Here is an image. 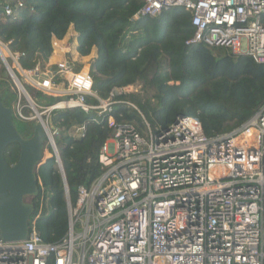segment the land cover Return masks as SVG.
I'll use <instances>...</instances> for the list:
<instances>
[{"label": "built area", "instance_id": "1", "mask_svg": "<svg viewBox=\"0 0 264 264\" xmlns=\"http://www.w3.org/2000/svg\"><path fill=\"white\" fill-rule=\"evenodd\" d=\"M141 2L133 20L182 8L194 30L185 45L227 48L264 63V0ZM21 8L22 0L6 2L2 15L14 18ZM1 45L28 84L62 98L44 107L41 117L73 108L110 110L118 93L98 99L89 63L67 59L55 69L23 70L22 54ZM52 48H58L56 40ZM15 89L13 116L37 120L25 112L32 106L24 91ZM87 97L99 104H86ZM143 123L140 131L133 123L110 121L99 154L102 173L89 187H79L75 205L67 206L60 242L46 243L32 225L24 241L0 239V264H264V104L239 129L215 138L204 134L196 117L182 116L166 128ZM42 124L47 145L58 151V130L51 119ZM84 131L78 125L70 134L83 137ZM55 162L61 173L60 158Z\"/></svg>", "mask_w": 264, "mask_h": 264}, {"label": "trees", "instance_id": "2", "mask_svg": "<svg viewBox=\"0 0 264 264\" xmlns=\"http://www.w3.org/2000/svg\"><path fill=\"white\" fill-rule=\"evenodd\" d=\"M6 2L14 0H0V42L22 54L18 63L23 70L45 69L53 41L62 40L72 27L79 56L95 52L90 76L99 100H108L115 90L140 86L139 92L114 94L110 110L101 114L80 108L50 114L58 130L54 141L72 207L78 188L89 187L102 173L99 154L110 121L133 123L141 131L143 120L152 128H166L178 116L196 117L204 134L215 138L239 129L264 104V63L227 48L185 45L194 30L190 12L182 8H165L158 16L133 20L141 0H22L23 8L13 18L2 15ZM25 90L39 108L62 99L46 96L42 102L45 95L40 90L30 84ZM0 94L3 104L12 107L16 91L2 81ZM85 103L96 106L99 101L87 97ZM33 124L26 122V130L17 131L28 138ZM78 125L85 126L83 137L70 134ZM47 148L49 155L43 147L34 170L43 190L37 183V192L28 201L33 208L28 227L34 225L43 241L53 244L67 233L68 205L64 181ZM18 155L17 143L4 148L8 165L15 164Z\"/></svg>", "mask_w": 264, "mask_h": 264}, {"label": "water", "instance_id": "3", "mask_svg": "<svg viewBox=\"0 0 264 264\" xmlns=\"http://www.w3.org/2000/svg\"><path fill=\"white\" fill-rule=\"evenodd\" d=\"M0 60L14 86L16 88L18 86L24 91L25 99L31 104L32 111L37 117V122L33 124L31 135L28 138H23L14 124L12 108L3 104L0 94V239L6 243H13L24 241L27 238L28 222L33 208L30 204L24 202V198L33 196L37 192L34 170L42 159L43 147L48 140L42 124L41 114L37 111L25 87L3 56L1 50ZM180 117L182 116L176 117L174 123ZM51 128L54 129L53 126ZM11 143L19 145V155L15 164L8 165L4 160L3 151ZM52 152L55 157H59L56 149H53ZM60 174L64 181L67 205L70 206L62 168Z\"/></svg>", "mask_w": 264, "mask_h": 264}, {"label": "rangeland", "instance_id": "4", "mask_svg": "<svg viewBox=\"0 0 264 264\" xmlns=\"http://www.w3.org/2000/svg\"><path fill=\"white\" fill-rule=\"evenodd\" d=\"M71 40H72V38H70ZM57 43V42H56ZM70 43V42H69ZM70 45V44H69ZM56 47V46H55ZM8 48V50L9 51H11L10 49H9V47H7ZM63 51V50H62ZM69 51V50H68ZM64 52V51H63ZM92 54V53H91ZM8 56V55H7ZM9 61V60H8ZM90 64L91 62H88V61H86V62H84V64ZM9 64H10V66H11V68L13 69V71L15 72V74L17 75V77H18V79L21 81V83L23 84V86L25 87V85H28V81L26 80V78L25 77H22L21 75H20V72H19V70H18V67L17 66H15L12 62H11V60L9 61ZM46 67V66H45ZM47 68V67H46ZM2 81H4V82H6V84H8V86H9V89H10V91H16V89H15V86H14V84H13V82H12V80H11V78L9 77V75H8V73H7V70L5 69V67H4V65L1 63L0 64V82H2ZM132 87V88H131ZM35 88V87H34ZM139 89H140V86L138 85L137 87H134V86H130V87H126V88H124V89H122V90H115L118 94H121V93H135V92H139ZM35 90H36V88H35ZM38 90V89H37ZM40 92H42L45 96H43V97H41L40 98V100H42V102H44V99L46 98V96L47 97H50V98H54V99H56L57 98V96H55L56 94H54V93H46V92H43V91H40ZM151 93H152V91H149V94L151 95ZM29 94V93H28ZM30 95V94H29ZM17 95H16V97H14L13 98V101H12V103H11V105H14V103H15V101H16V99H17ZM59 98H61V97H59ZM15 99V100H14ZM27 102V100L25 99V103ZM36 106V105H35ZM44 107L43 106H41L40 108L39 107H36V109H37V111L39 112V113H42V112H44V109H43ZM27 109H29V108H27ZM26 109V110H27ZM30 110V112L29 111H25L26 113H28V114H30V113H33V111H32V109H29ZM34 114V113H33ZM42 120L45 122V121H47V119H51V115L49 116V114H47V113H45V114H43L42 115ZM34 121V123H36L37 122V120H33ZM52 121V120H51ZM15 126H16V128H17V130L19 131V132H24L25 130H26V121H22V120H20V119H17V121H16V123H15ZM28 132H30V129L28 130ZM31 132H32V129H31ZM31 132H30V134H31ZM48 143L46 142V145L44 146V152H45V155H46V157L49 155L47 152H48V148H47V145ZM114 151V146H113V144H109L108 145V152L109 153H112ZM30 198H31V196H27V197H25L24 198V202H28L29 200H30Z\"/></svg>", "mask_w": 264, "mask_h": 264}, {"label": "crops", "instance_id": "5", "mask_svg": "<svg viewBox=\"0 0 264 264\" xmlns=\"http://www.w3.org/2000/svg\"><path fill=\"white\" fill-rule=\"evenodd\" d=\"M72 38V40L70 39ZM58 48H56L46 63L48 69H55L58 64L67 59H72L80 63L86 61L92 62L95 58V52L93 51L87 57H81L76 51L77 40L76 33L73 28H69L67 35L62 40H56ZM70 42V43H69ZM70 44V45H69ZM60 48V49H59ZM64 52H63V51ZM69 50V51H68Z\"/></svg>", "mask_w": 264, "mask_h": 264}, {"label": "bare ground", "instance_id": "6", "mask_svg": "<svg viewBox=\"0 0 264 264\" xmlns=\"http://www.w3.org/2000/svg\"><path fill=\"white\" fill-rule=\"evenodd\" d=\"M0 50H1L2 54H3V56L5 57L6 51H5L4 47L1 45V43H0Z\"/></svg>", "mask_w": 264, "mask_h": 264}, {"label": "flooded vegetation", "instance_id": "7", "mask_svg": "<svg viewBox=\"0 0 264 264\" xmlns=\"http://www.w3.org/2000/svg\"><path fill=\"white\" fill-rule=\"evenodd\" d=\"M25 203H27V204H28V202H25Z\"/></svg>", "mask_w": 264, "mask_h": 264}]
</instances>
